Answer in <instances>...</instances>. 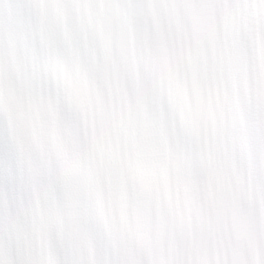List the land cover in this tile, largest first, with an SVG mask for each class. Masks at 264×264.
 I'll use <instances>...</instances> for the list:
<instances>
[{
  "label": "snow or ice",
  "instance_id": "1",
  "mask_svg": "<svg viewBox=\"0 0 264 264\" xmlns=\"http://www.w3.org/2000/svg\"><path fill=\"white\" fill-rule=\"evenodd\" d=\"M0 264H264V0H0Z\"/></svg>",
  "mask_w": 264,
  "mask_h": 264
}]
</instances>
